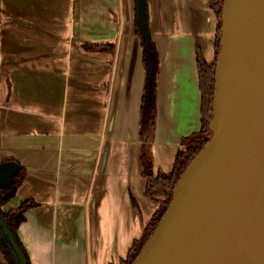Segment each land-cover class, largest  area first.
Instances as JSON below:
<instances>
[{"label":"crops","instance_id":"obj_1","mask_svg":"<svg viewBox=\"0 0 264 264\" xmlns=\"http://www.w3.org/2000/svg\"><path fill=\"white\" fill-rule=\"evenodd\" d=\"M134 9L135 0H0V163L26 173L3 209L38 205L17 231L30 264H120L157 210L144 195ZM146 9L159 59L149 151L168 174L200 130L196 60L213 62L217 19L200 0Z\"/></svg>","mask_w":264,"mask_h":264},{"label":"water","instance_id":"obj_2","mask_svg":"<svg viewBox=\"0 0 264 264\" xmlns=\"http://www.w3.org/2000/svg\"><path fill=\"white\" fill-rule=\"evenodd\" d=\"M135 9L149 45L146 0ZM208 130L132 264H264V0H224ZM18 168L0 163V189H10Z\"/></svg>","mask_w":264,"mask_h":264},{"label":"trees","instance_id":"obj_3","mask_svg":"<svg viewBox=\"0 0 264 264\" xmlns=\"http://www.w3.org/2000/svg\"><path fill=\"white\" fill-rule=\"evenodd\" d=\"M206 2L213 11L217 19L216 37L214 41V60L208 64L198 53L196 60L198 90L200 94V130L186 139L187 144L184 151L176 154L173 168L170 173L164 174L158 170H153L151 153L149 151L150 141L153 135L156 113V81L159 71V59L155 44L150 40L146 44L141 37L139 26L136 20V9H134V34L139 39L141 50V64L144 70V84L140 101L139 120V142L141 143V166L142 176L146 181L145 197L157 204V210L145 227L141 238L133 243L125 260L120 264H132L148 240L149 236L158 226L165 214L171 199L172 191L182 176L188 165L204 148L211 137L208 130L209 122L212 118V104L214 92V79L217 54L219 50L220 38V16L224 0H200ZM112 47H104L109 50ZM85 51H94L97 47L84 46ZM189 140V142H188ZM25 170L19 166L16 176L13 178L12 186L9 190L0 189V219L5 223L8 230L13 235L19 249L21 250L26 264H30L28 256L18 238V228L25 220L28 210L38 206L29 199L22 202L17 208L4 211V207L14 197L18 187L25 178ZM11 191L12 195L8 192ZM134 205V202H133ZM0 264H18L15 255L4 238H0Z\"/></svg>","mask_w":264,"mask_h":264},{"label":"flooded vegetation","instance_id":"obj_4","mask_svg":"<svg viewBox=\"0 0 264 264\" xmlns=\"http://www.w3.org/2000/svg\"><path fill=\"white\" fill-rule=\"evenodd\" d=\"M11 188V187H10ZM9 193V192H8ZM4 211H7V210H4ZM0 221L4 224V226L6 227V229H7V231L9 232V233H11L9 230H8V228H7V226L5 225V223L0 219ZM12 235V234H11ZM13 236V235H12ZM4 238L5 239V241L7 242V244L9 245V247L11 248V246H10V244L8 243V241H7V239L4 237V235H3V231H2V227H1V225H0V238ZM14 238V237H13ZM19 247V246H18ZM11 250H12V248H11ZM12 252H13V250H12ZM22 253V252H21ZM13 254L15 255V253L13 252ZM23 255V254H22ZM15 257H16V255H15ZM24 257V256H23ZM16 259H17V257H16ZM17 262H18V259H17ZM18 264H19V262H18Z\"/></svg>","mask_w":264,"mask_h":264},{"label":"rangeland","instance_id":"obj_5","mask_svg":"<svg viewBox=\"0 0 264 264\" xmlns=\"http://www.w3.org/2000/svg\"><path fill=\"white\" fill-rule=\"evenodd\" d=\"M184 142V144H183V148H184V150H185V148H186V144H187V141H186V139H185V141H183ZM188 142H189V140H188ZM152 160V159H151ZM153 165V164H152ZM153 170L155 171V169H154V167H153ZM14 204H16V203H14ZM156 204V203H155ZM157 205V204H156ZM143 234V233H142Z\"/></svg>","mask_w":264,"mask_h":264}]
</instances>
